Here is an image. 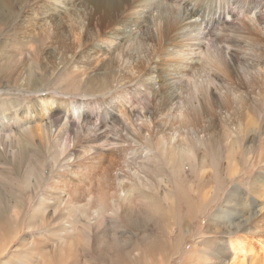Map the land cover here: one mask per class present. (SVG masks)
Returning a JSON list of instances; mask_svg holds the SVG:
<instances>
[{"label":"bare ground","instance_id":"1","mask_svg":"<svg viewBox=\"0 0 264 264\" xmlns=\"http://www.w3.org/2000/svg\"><path fill=\"white\" fill-rule=\"evenodd\" d=\"M2 1L0 13L11 12V1ZM104 1L131 26L148 27L151 57L142 73L125 65L123 43L112 46L106 37H122L119 24L91 34L83 66L92 75L78 72L88 92L80 99L49 94L52 75L18 71L19 92L34 97L1 103L0 264H166L198 218L199 203L220 192L188 181L185 169L198 175L200 146L209 140L202 113L245 114L250 105L237 81L256 90L264 124V0ZM49 5L53 12L67 7L65 0ZM240 122L224 132L231 163L239 138L255 128ZM259 144L264 159V132ZM248 191L264 203V179ZM256 229L264 237V215ZM241 244L228 243L226 264H242Z\"/></svg>","mask_w":264,"mask_h":264},{"label":"rangeland","instance_id":"2","mask_svg":"<svg viewBox=\"0 0 264 264\" xmlns=\"http://www.w3.org/2000/svg\"><path fill=\"white\" fill-rule=\"evenodd\" d=\"M10 1L11 12L0 13V68L5 72L0 71V108L1 103L10 99H15L20 105L33 101V94H21L16 86L17 77H21L18 75L20 70H24L23 77L31 74L34 79L52 75L53 80L48 87L51 95L55 92L70 93L69 99H80L84 93L87 94L86 79L81 80L78 72L90 74L83 66L87 63L83 60L87 59L84 49L88 47V40L95 30L106 32V27L121 24L125 31H122V37L111 34L106 37L112 46L123 43L120 47V54L125 58L123 62L135 68L137 74L143 72V65L151 57L152 34L144 30L148 27L140 30L131 26L118 9L108 11L104 0H65L67 7L62 12H53L48 7L49 0ZM2 6L3 1L0 0V9H3ZM31 49L33 53L30 54ZM48 65H55V70L49 69ZM5 74L9 77L3 78ZM213 80L219 84L218 80ZM40 81V87L45 86L46 82ZM234 83L239 95L249 103V110L243 115H233L221 108L213 109L218 114L212 116L202 113L199 126L207 130L209 140L200 146L198 175L192 174L188 166L185 168L188 181L197 180V185L200 187L202 184L212 195L220 189L219 196L214 202L207 199L199 203L198 218L190 229L185 228L186 235L177 255L168 256L166 264H226L225 260L230 254L228 243L233 240L240 241L246 251L242 264H264V237L256 229L258 218L264 215V203L256 201L260 198L248 191L254 179H264V159L260 158L259 144L264 124L260 122L259 104L255 102L256 90L251 89L249 84L245 89L238 84L240 82ZM212 96L219 98L217 94ZM227 102L232 103V100L228 99ZM9 109L12 110L11 107ZM224 116L228 119H221ZM239 120L240 126L255 128L250 130L247 139L239 138L238 146L235 145V162L231 163L226 159L228 149L224 144V132L239 126ZM255 133H258L257 139ZM235 135L236 130L233 140ZM222 185L225 187L222 188ZM24 230L15 244L27 235V230ZM175 234L170 247L176 244L177 231ZM199 248L209 251L211 255L204 257L197 252Z\"/></svg>","mask_w":264,"mask_h":264}]
</instances>
